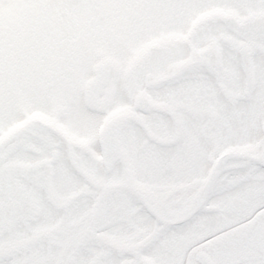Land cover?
I'll return each mask as SVG.
<instances>
[{
    "label": "snow or ice",
    "instance_id": "snow-or-ice-1",
    "mask_svg": "<svg viewBox=\"0 0 264 264\" xmlns=\"http://www.w3.org/2000/svg\"><path fill=\"white\" fill-rule=\"evenodd\" d=\"M0 0V264H264V0Z\"/></svg>",
    "mask_w": 264,
    "mask_h": 264
},
{
    "label": "clouds",
    "instance_id": "clouds-1",
    "mask_svg": "<svg viewBox=\"0 0 264 264\" xmlns=\"http://www.w3.org/2000/svg\"><path fill=\"white\" fill-rule=\"evenodd\" d=\"M8 4H7V0H5L4 2V7L7 8Z\"/></svg>",
    "mask_w": 264,
    "mask_h": 264
}]
</instances>
